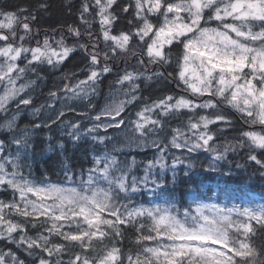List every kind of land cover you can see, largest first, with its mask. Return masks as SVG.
I'll list each match as a JSON object with an SVG mask.
<instances>
[{
	"label": "snow or ice",
	"instance_id": "obj_1",
	"mask_svg": "<svg viewBox=\"0 0 264 264\" xmlns=\"http://www.w3.org/2000/svg\"><path fill=\"white\" fill-rule=\"evenodd\" d=\"M65 6L75 22L44 29L33 25L46 0L0 8V264H264V203L225 187L215 194L223 202L185 204L168 187L179 166L196 167L193 153L208 154L207 171L222 175L220 164L240 156L237 168L264 179V0ZM76 53L83 67L37 107L41 71L60 70ZM144 82L173 87L143 97ZM76 102L84 119L65 121ZM26 109L33 119L22 125ZM61 125L73 145L91 143L90 166L66 157L55 180L38 177L34 133ZM57 147L66 150L62 140ZM148 149L155 155L138 162L133 153ZM145 192L148 203L133 199ZM193 195L212 199L199 183Z\"/></svg>",
	"mask_w": 264,
	"mask_h": 264
},
{
	"label": "trees",
	"instance_id": "obj_2",
	"mask_svg": "<svg viewBox=\"0 0 264 264\" xmlns=\"http://www.w3.org/2000/svg\"><path fill=\"white\" fill-rule=\"evenodd\" d=\"M42 2V0H0V8H6L10 10H16L19 7H35L38 3ZM48 4L47 12H41L38 14V20L33 25V27H38L41 29L44 28H55L59 25H66L75 22V8H73V15L67 14L66 9V0H46ZM75 4H79V0H74ZM215 26V25H211ZM119 27V25H118ZM135 43V41H133ZM179 52V49H173V55H176ZM134 64L135 61H132ZM83 67L82 62V54L76 53L71 56L62 68L58 71H53L51 69H43L41 74L46 77L43 82H40L38 88L34 95L37 96L35 100V105L38 107L41 103L45 102V97L49 90L59 89L63 80L61 79L63 76H67L70 73L77 72L79 68ZM171 71V69H169ZM78 78L83 79L84 76L81 74ZM114 76L109 75L105 77L102 84L99 85L100 94L97 96L96 105L99 108L103 105L104 100L108 93L109 83L114 80ZM173 85L169 84L165 86L164 84H149L148 82H144L141 84L143 97H156L161 94L160 89L172 88ZM131 111V110H130ZM31 109L24 110V115L21 117V124L27 125L31 122L33 117L30 115ZM80 112H66V116L64 117L65 121H76L83 120V117L78 115ZM39 122V121H37ZM86 124L87 121L85 120ZM173 126H176V123H173ZM61 131H63V126H53L51 132L49 133L48 129H41L38 132L34 133V168L35 175L41 176L45 172L49 176L52 177L53 180L60 175V167L61 160L64 158H70V163L77 169L79 168H88L90 166V148L92 147L90 142H86L81 140L76 145H73L69 140L64 139L61 136ZM51 135L53 137L52 141L46 139L47 135ZM109 134H112L111 130ZM116 135H121L117 133ZM63 141L65 144V151L59 150L57 147L58 141ZM136 156L137 161H144L147 159H151L155 152L152 149H148L146 151H142L139 154L133 153ZM178 155V154H176ZM209 156L205 153H193L191 156L192 162L196 165V167L192 171H188L186 166H179L177 171V182L175 185L169 184V188L175 189V195L178 199H183L186 202L191 201L193 198V194L196 191L197 183H199L200 190L206 193V196L209 197L214 193V191L219 188H229L235 190H242L245 193L254 192L264 198V179L261 178L259 174L252 175L255 169L249 167L246 171H242L237 168L236 164H244L243 159L240 156H230L228 162H222L220 164L221 169H223V175L220 173H214L207 171V165L209 163ZM170 162V161H169ZM230 164V167H229ZM138 168H142V166L138 165ZM231 172V181H229L228 172ZM137 175H143L142 170L137 171ZM169 179L171 177V173L169 172ZM62 178V177H61ZM227 182V183H226ZM211 189V191H208ZM3 195V194H0ZM6 198V197H5ZM151 196L145 192L143 195H137L133 197L137 202H146L149 201ZM34 234V233H33ZM128 239H126L123 244L120 246L122 248L129 247V240L134 238L133 233H127ZM261 240L255 241V243H260Z\"/></svg>",
	"mask_w": 264,
	"mask_h": 264
},
{
	"label": "rangeland",
	"instance_id": "obj_3",
	"mask_svg": "<svg viewBox=\"0 0 264 264\" xmlns=\"http://www.w3.org/2000/svg\"><path fill=\"white\" fill-rule=\"evenodd\" d=\"M95 104H96V102H97V97L94 99V101H93ZM104 102H105V100H104ZM69 103H72L71 101H69ZM104 104V103H103ZM63 105H60V104H58L57 105V107H62ZM73 107H75V109H76V111L77 112H83V111H85V108H84V105L83 104H81V103H79V102H76L75 104H73ZM68 110L67 109H65V112H67ZM42 118H43V116H42ZM176 154H178V155H180V153H176ZM170 163V162H169ZM179 168V167H178ZM178 171V170H177ZM219 188H217L215 191H214V193L212 194V195H210L209 197H212V199H206V197H199V196H193V198H196V199H205L206 200V202H209V203H212V202H223L224 200H225V197L224 196H220V199L219 200H217L216 198H215V194H217L218 192H219ZM245 193V192H244ZM245 195L249 198V199H251L252 201H254L255 203H257V204H260V203H264V198H262L260 195H258V194H256V193H254V192H249V193H245ZM192 198V199H193ZM151 200V198L149 199V201ZM149 201H146V202H144V203H148ZM237 202H239V201H237Z\"/></svg>",
	"mask_w": 264,
	"mask_h": 264
}]
</instances>
